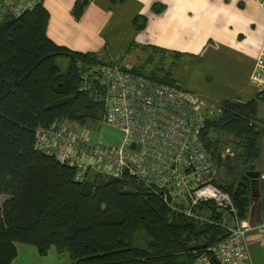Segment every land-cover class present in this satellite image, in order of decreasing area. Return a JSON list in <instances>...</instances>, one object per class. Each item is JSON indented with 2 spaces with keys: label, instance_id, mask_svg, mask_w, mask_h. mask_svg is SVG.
<instances>
[{
  "label": "trees",
  "instance_id": "trees-1",
  "mask_svg": "<svg viewBox=\"0 0 264 264\" xmlns=\"http://www.w3.org/2000/svg\"><path fill=\"white\" fill-rule=\"evenodd\" d=\"M89 1L78 0V16ZM49 18L40 2L0 20V196H7L0 207V264L14 263L20 243L36 246L41 255L55 246L70 253L72 264H193L201 251L226 236L224 228L174 212L135 177L94 172L78 182L76 170L36 150L37 129L65 120L84 126L97 111L105 115V102L93 96L96 91L81 89L86 65H125L56 44L47 35ZM61 60H67V72ZM167 79L162 82L179 85L173 73ZM263 101L223 100L216 116L207 112L202 133L217 162L220 184L213 183L230 194L241 220L262 185L247 171L260 164L264 119H256ZM218 134L232 135L241 152L223 158ZM196 212L216 222L229 217L213 202L201 203Z\"/></svg>",
  "mask_w": 264,
  "mask_h": 264
},
{
  "label": "built area",
  "instance_id": "built-area-1",
  "mask_svg": "<svg viewBox=\"0 0 264 264\" xmlns=\"http://www.w3.org/2000/svg\"><path fill=\"white\" fill-rule=\"evenodd\" d=\"M40 2L0 0V20L17 17ZM133 66L125 63L122 67L113 62L88 64L81 75V89L96 91L93 96L96 94L105 102L104 122L124 133L120 146H104L100 141L94 142L89 131L68 129L60 122L37 129L36 150L76 170L78 182H85L94 172L135 177L174 212L224 228L226 236L201 251L193 264H253L246 237L252 231L264 234V221L253 224L239 219L229 193L211 182H200L217 168L202 138L207 102L180 84L137 73ZM252 80L264 95V48L256 60ZM259 172L258 180L264 182V162ZM185 198L189 210L180 203ZM209 202L226 211L233 221L216 222L196 212L201 203Z\"/></svg>",
  "mask_w": 264,
  "mask_h": 264
},
{
  "label": "crops",
  "instance_id": "crops-1",
  "mask_svg": "<svg viewBox=\"0 0 264 264\" xmlns=\"http://www.w3.org/2000/svg\"><path fill=\"white\" fill-rule=\"evenodd\" d=\"M77 3L42 0L56 44L123 63L157 50L175 57L173 77L207 103L260 100L252 76L264 48V0H90L81 16ZM246 219L264 221V195L251 198ZM246 243L252 263L264 264V234L252 231ZM21 244L13 264L21 249L34 251Z\"/></svg>",
  "mask_w": 264,
  "mask_h": 264
},
{
  "label": "rangeland",
  "instance_id": "rangeland-1",
  "mask_svg": "<svg viewBox=\"0 0 264 264\" xmlns=\"http://www.w3.org/2000/svg\"><path fill=\"white\" fill-rule=\"evenodd\" d=\"M136 57L129 58L127 62L132 65H137L148 73H153L157 74L156 76L161 79L162 81H168L167 75L170 73H173L174 71V66H175V57L173 55H169L163 52H159L157 50H150V51H137ZM61 70L62 72H67L68 68V63L67 60H61ZM145 66V68L143 67ZM170 81H173L170 77ZM175 82H178L177 80ZM180 82V81H179ZM261 98H264V95L261 94ZM263 103V104H261ZM207 108H205L206 111H208L209 114H213V116H216L219 107H216L217 104H210L209 102L207 103ZM220 111V110H219ZM218 111V112H219ZM97 116L96 119L90 118L88 119L86 125L80 126L76 124L75 122L72 121H63L62 124L67 127L68 129H73V130H87L90 132V137L91 139L95 141H100L104 146H112V147H117L120 146L123 138H124V133L122 130L113 127L109 125L108 123L104 122V112L97 111ZM258 118L256 119L257 122L261 121V118L264 119V101L260 102V107H259V113H258ZM103 118V119H102ZM219 138L222 140V151L227 152L226 150L229 149V152L226 154H231L232 157H236L237 154L241 152L240 148L235 149V145L233 144L234 137L232 135L228 134H218ZM225 145V146H224ZM260 157L259 161L260 165L263 164L264 162V141H260ZM224 168H229V165L227 167L223 165ZM232 177V176H231ZM233 178V177H232ZM200 182H215L217 184H220V181L216 180V174L214 173H209L205 175ZM214 184V183H213ZM261 188H259L255 193L251 196L256 195V193L260 194V196L264 195V182H261ZM222 185V184H221ZM7 198L6 195L0 196V207L2 202ZM180 203L185 205V209L189 210L188 207V199H181ZM184 214V213H182ZM186 215V214H184ZM188 216V215H186ZM190 217V216H189ZM231 218V217H230ZM233 220H229L231 223ZM145 240H141L142 244H145ZM175 241H172V243ZM20 246H25V248H30L31 250H34L33 252H27L25 249H21L19 253V257L17 259L16 264H26L28 261L32 262L33 264H72L73 259L70 256L69 252L65 253H59L55 250L53 247V251L47 254V255H41L39 252H37V247L31 244L27 245H20ZM182 251V250H181ZM180 251V252H181ZM57 252V253H56ZM182 256V255H181Z\"/></svg>",
  "mask_w": 264,
  "mask_h": 264
},
{
  "label": "water",
  "instance_id": "water-1",
  "mask_svg": "<svg viewBox=\"0 0 264 264\" xmlns=\"http://www.w3.org/2000/svg\"><path fill=\"white\" fill-rule=\"evenodd\" d=\"M133 147H136V144L134 143L133 144ZM248 175L255 179V180H258L259 179V176H260V172H259V165L257 164H254L250 167V170L247 171Z\"/></svg>",
  "mask_w": 264,
  "mask_h": 264
}]
</instances>
